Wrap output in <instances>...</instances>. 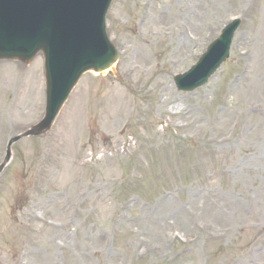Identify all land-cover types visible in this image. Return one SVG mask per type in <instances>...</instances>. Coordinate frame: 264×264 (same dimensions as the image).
Masks as SVG:
<instances>
[{
    "label": "rangeland",
    "instance_id": "1",
    "mask_svg": "<svg viewBox=\"0 0 264 264\" xmlns=\"http://www.w3.org/2000/svg\"><path fill=\"white\" fill-rule=\"evenodd\" d=\"M235 17L230 58L179 90ZM107 22L117 65L0 173V264H264V0H114ZM44 113L43 57L1 61L0 164Z\"/></svg>",
    "mask_w": 264,
    "mask_h": 264
},
{
    "label": "water",
    "instance_id": "2",
    "mask_svg": "<svg viewBox=\"0 0 264 264\" xmlns=\"http://www.w3.org/2000/svg\"><path fill=\"white\" fill-rule=\"evenodd\" d=\"M111 1L0 0V59L29 63L39 51L45 56L46 115L23 135L49 130L82 74L90 69L103 71L116 61L117 52L105 24ZM239 23L234 20L228 24L199 63L176 78L181 88L193 89L205 83L228 58Z\"/></svg>",
    "mask_w": 264,
    "mask_h": 264
},
{
    "label": "bare ground",
    "instance_id": "3",
    "mask_svg": "<svg viewBox=\"0 0 264 264\" xmlns=\"http://www.w3.org/2000/svg\"><path fill=\"white\" fill-rule=\"evenodd\" d=\"M182 9H184V7L183 6H180L179 7V10H182ZM216 9V8H215ZM178 10V11H179ZM212 11H214L213 10V7H212ZM169 14H165L163 11H162V13H161V16H159V22H160V24H162V23H164V22H168L169 21V18H167V16H168ZM169 17V16H168ZM179 30V28L177 29V31ZM185 42H186V38L184 37V39H182L180 42H179V46H180V48L182 47V45L183 44H185ZM163 99V98H162ZM165 100V99H164ZM177 105V104H176ZM162 107L164 108L165 106L164 105H162ZM190 124L191 125H193L194 124V121L191 119V122H190ZM199 124H200V122H199ZM188 125V123H186V126ZM190 125V126H191Z\"/></svg>",
    "mask_w": 264,
    "mask_h": 264
}]
</instances>
